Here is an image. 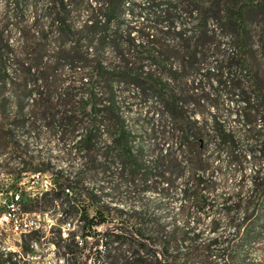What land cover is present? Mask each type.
I'll list each match as a JSON object with an SVG mask.
<instances>
[{
	"label": "trees",
	"instance_id": "1",
	"mask_svg": "<svg viewBox=\"0 0 264 264\" xmlns=\"http://www.w3.org/2000/svg\"><path fill=\"white\" fill-rule=\"evenodd\" d=\"M40 1L5 0L10 10L8 23L0 27V105L5 116V93L10 91L18 99L15 124L19 126H27L25 102L38 107L48 120L39 128L77 131L87 119L79 140L86 167L100 158H113L120 175L130 183L136 185L141 178L143 191L169 193L182 184L189 208L199 216L194 220L199 223L204 215L212 217L209 234L213 236L203 243L205 257L217 264H255L251 249L264 242V168L258 167L264 160V138L254 135L253 145L249 140L246 143L249 152L237 150L243 140L225 128L218 112L228 99L238 106L246 134L256 130L253 88L259 85V77L250 80L249 89L246 76L236 73L239 67L251 79L248 58L255 53L256 31L264 54V0H42L39 10ZM14 32L18 37H12ZM221 37L232 46L231 57L216 43ZM221 53L216 68L206 69L209 54ZM18 79L22 80L20 89ZM53 105L63 108L59 126ZM135 108L147 109L143 123L139 118L131 123L128 114ZM203 109L211 114L210 119L198 117ZM106 134L110 138L99 157L96 147ZM152 136L155 147L160 145L158 138L164 140L163 147L147 159L146 144ZM212 142L218 155L225 153L228 163L242 173L247 163L256 166L249 190L240 187L236 195L223 197L219 211L223 223L215 217L219 196L210 177L213 160L201 157ZM36 172L53 178L44 204L51 207L58 202L65 221L83 224V248L89 238L94 239L95 264H154L143 250L152 253L155 264H169L170 258L177 264L179 255L171 253L170 241L157 251L154 238L146 234L155 220L151 212L117 210L123 219L132 214L138 217L129 224V239L116 232L118 226L97 231L96 227L108 222L103 208L112 210L105 205L100 188L80 195L73 179L61 181L62 171ZM40 208L38 204L31 207ZM223 230L229 232L224 237ZM193 231V239L201 240L202 233ZM77 236L67 238L72 241L66 247L69 259ZM123 241L124 245L130 241L135 249L116 256V246L121 247ZM186 257L190 261L199 256L189 251ZM257 263L264 264V256Z\"/></svg>",
	"mask_w": 264,
	"mask_h": 264
},
{
	"label": "rangeland",
	"instance_id": "2",
	"mask_svg": "<svg viewBox=\"0 0 264 264\" xmlns=\"http://www.w3.org/2000/svg\"><path fill=\"white\" fill-rule=\"evenodd\" d=\"M42 0L39 2L41 6H38V9H42ZM10 10L7 7L5 0H0V27H4L8 23V17ZM28 17L32 21V11L28 10ZM12 37H18L16 32L13 33ZM17 41V38L15 39ZM14 41V40H13ZM15 42V41H14ZM253 42L255 46V53L248 58L249 64H251V79L247 78L250 74L245 72L241 73L239 67H237V73L239 77L246 76L244 78L245 85L252 89L250 80L255 79V75L259 77L257 88H253L255 94L253 114L256 119L253 124L256 127V130H253L251 135L246 134V124L240 118H238L239 113L236 112V104L228 99H224L221 105H223L219 110V117L224 121L225 128L229 131H235L238 137L243 140V144L239 147L240 151L249 152V143L253 145L251 137L254 135L257 139L264 138V122H262V116L264 112V54L260 52L259 48V36L257 31L254 32ZM17 43V42H15ZM217 44L221 45L222 53L225 55L232 56V46L227 41L226 37H221L217 40ZM17 45V44H16ZM20 46H17V51ZM222 53L219 55H211L207 57L205 61V68H216L217 60H222ZM112 55L109 56V63L112 60ZM248 70V68H247ZM206 70H204L205 72ZM203 72V73H204ZM68 76V73L65 76ZM22 80H17V85L19 89L21 87ZM255 85V83H254ZM259 96V98H258ZM5 97L8 99L6 104L7 107V117L2 111L0 105V171L5 174H13L16 178H21L23 173H28L30 175L35 174L36 171H62L59 175L61 181L64 183L68 178L73 179V186L80 195L87 193L88 189H98L100 188L103 191V199L105 205L112 207V210L108 211L105 209V214L107 216V223L104 226L96 227L97 231H106L110 229H116L118 226L120 229H117L116 232L123 237L129 236V224L131 221H135L138 217H133L132 215L127 216L126 218L119 217L118 209L131 211V213H145L151 212L155 218L150 225L147 226L146 234L154 238L156 245V250L160 251L163 248V244L166 241H170L171 248L170 251L173 255L178 254L177 264H208V260L212 261V264L215 263L214 258H206L204 251V244L211 237L212 234H209L210 230V220L212 217L203 216V218L198 223V220H194L199 217L196 216L193 209L189 208L188 202L183 196V185L176 184L173 190L169 193H156L155 190L143 191L141 187V178H138L137 184L130 183L127 177L120 175L118 171L119 165L116 164V161L112 159H107L104 161L103 158H100L94 165L88 167L85 166V160L81 147L79 145V140L81 138V130L87 126V119L80 126V130L73 131L72 129L64 128V130H59L58 132L54 130H48L45 127H41L48 120L44 119L43 113L38 107L26 106V121L27 126H19L21 124H15L17 121V109L19 107L18 99L14 93L7 91ZM3 97L0 96V100ZM238 105H241L238 104ZM36 106V104L34 105ZM76 106V105H74ZM53 108L55 115L54 121L56 125L59 126L60 118L62 115L60 111L63 109L58 105L50 106ZM239 109V108H238ZM213 112V110H212ZM147 114L146 108H135L134 111L130 112L128 115L131 123H135L136 119L139 118L140 123L145 121ZM82 116H80L81 118ZM198 117H206L210 119L211 114L207 111ZM50 118V117H49ZM47 118V119H49ZM150 124V121H147ZM138 124V123H137ZM141 134L142 131H139ZM110 136L105 135L102 140L99 142V145L96 147V152L99 154V157L103 155L104 145L108 143ZM148 139V138H147ZM155 138L152 136L148 139L146 144L147 149V159L154 158V150H158L163 147L162 138H158L157 141L160 143L159 146L155 147L154 143ZM154 145V146H151ZM155 147V148H154ZM173 152H176V149H173ZM201 157L212 159L214 166V173L210 174V177L216 184V191L218 194V202L215 204L216 214L215 217L221 219L223 216L219 214L220 209L223 204V197L229 195H236L240 187H244V190L247 191L250 189L251 177L253 176L256 166L252 163H247L243 168V173L241 170H237L231 164L227 155L224 153L221 156L218 155V150L216 149L214 142L210 145L209 149L201 153ZM264 168V160L260 162V166ZM47 173V172H41ZM48 174V173H47ZM50 175V174H49ZM188 175V174H186ZM245 175L244 179L242 176ZM28 176L27 178H30ZM42 176H40V179ZM33 191L37 189V185L32 184ZM79 201L82 203V198H79ZM82 205V204H80ZM44 209H54L48 207L46 204L41 206ZM184 207V208H183ZM110 209V208H109ZM55 216L61 214L58 208L54 209ZM133 211V212H132ZM157 218V220H156ZM146 219V218H144ZM224 219V218H223ZM105 220V219H104ZM72 224L70 225V222ZM65 221V224L68 227H71L70 234L78 235L74 238L73 245H71V253L69 256L66 255V247L70 246L72 241H67L69 235L66 236L65 240L60 243L58 248V257L63 264H95L97 259L95 257L96 248L93 245L94 239L89 238L87 240V248L83 246H78L77 243L81 241L80 236L82 235L83 224L77 222V220ZM149 221V220H148ZM159 222V225L155 224ZM222 222V223H223ZM200 231L202 233L201 240L195 241L194 231ZM223 229V228H222ZM229 232L222 231L221 236L227 235ZM55 240H60L58 234L54 236ZM129 239V237H128ZM226 241V240H224ZM264 241V239H263ZM121 247L116 246L115 255L123 257L125 251L131 250L133 253L130 241L124 245V241L120 244ZM118 248H120L118 250ZM193 251L199 257H193L188 261L187 253ZM180 252V253H179ZM122 253V254H121ZM146 259L148 262L155 264L154 257L152 253L147 250H143ZM121 254V255H120ZM115 256V257H116ZM264 256V242L259 243L257 246L251 249V259H255L256 263L260 262ZM173 259L170 258L169 264H172ZM104 261H107V259ZM224 262L219 261L218 264H223Z\"/></svg>",
	"mask_w": 264,
	"mask_h": 264
},
{
	"label": "built area",
	"instance_id": "3",
	"mask_svg": "<svg viewBox=\"0 0 264 264\" xmlns=\"http://www.w3.org/2000/svg\"><path fill=\"white\" fill-rule=\"evenodd\" d=\"M30 182L38 186L35 191ZM52 188L49 173H23L16 178L0 171V251H9V257H14L17 264H62L58 248L71 235V227L65 224L66 215L60 211L58 202L50 207L59 209L58 216L54 209H31L36 204L42 206ZM56 234L59 241L54 239ZM77 245L82 246L81 241ZM0 264H7V259L0 258Z\"/></svg>",
	"mask_w": 264,
	"mask_h": 264
},
{
	"label": "bare ground",
	"instance_id": "4",
	"mask_svg": "<svg viewBox=\"0 0 264 264\" xmlns=\"http://www.w3.org/2000/svg\"><path fill=\"white\" fill-rule=\"evenodd\" d=\"M67 227H68V225H67ZM59 247H60V245H59ZM0 258L1 259H7V264H17V261L14 259V257H9V251H0Z\"/></svg>",
	"mask_w": 264,
	"mask_h": 264
}]
</instances>
